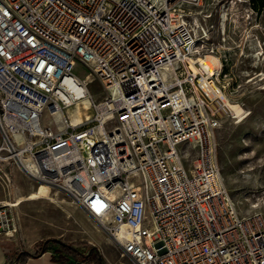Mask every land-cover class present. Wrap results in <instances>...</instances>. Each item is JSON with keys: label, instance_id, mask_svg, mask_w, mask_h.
I'll list each match as a JSON object with an SVG mask.
<instances>
[{"label": "built area", "instance_id": "1", "mask_svg": "<svg viewBox=\"0 0 264 264\" xmlns=\"http://www.w3.org/2000/svg\"><path fill=\"white\" fill-rule=\"evenodd\" d=\"M200 2L0 0V160L28 156L18 167L99 221L132 264H264V216L238 211L219 170L231 110L192 30L186 6ZM77 61L105 94L91 118L53 129L43 112L65 117L87 94ZM15 206L0 201V237L18 232Z\"/></svg>", "mask_w": 264, "mask_h": 264}, {"label": "rangeland", "instance_id": "2", "mask_svg": "<svg viewBox=\"0 0 264 264\" xmlns=\"http://www.w3.org/2000/svg\"><path fill=\"white\" fill-rule=\"evenodd\" d=\"M186 9L195 14L190 23L200 36L197 42L200 54L212 56L221 65L224 74L220 81L225 84L229 102H237L243 108L240 120L229 115L216 131L217 158L224 184L241 214L259 212L264 216V0H201ZM72 71L85 79L93 104L102 98L103 86L97 79L85 77L89 72L85 63L77 61ZM73 108L71 104L64 109L65 117H69ZM92 112L91 104L87 109L80 107L82 121ZM42 122L53 129L64 125L60 115H49L46 111ZM17 164L0 160V199L11 202L21 199L15 208L23 221L28 225L40 222L43 237L35 242V252L44 239L56 238L72 245L80 255L73 256L60 244L49 242L46 250L54 257L70 256L71 262L84 260L86 264H132L99 221L65 193L43 186L42 196L28 199L29 193L41 184ZM71 206H76L78 212H73ZM16 235H20L19 231ZM90 248H93L90 256L85 255Z\"/></svg>", "mask_w": 264, "mask_h": 264}, {"label": "crops", "instance_id": "3", "mask_svg": "<svg viewBox=\"0 0 264 264\" xmlns=\"http://www.w3.org/2000/svg\"><path fill=\"white\" fill-rule=\"evenodd\" d=\"M39 188L40 186L35 190L36 193L39 191ZM38 194L42 196L40 193ZM0 201L8 200L0 199ZM15 209L20 235L15 234L10 238L5 235L0 237V264H86L84 262H71L73 258L70 256H67L66 260L54 257L48 250L34 255L37 248L35 242L43 237V233L39 230L41 224L39 221H35L31 225H28L19 215L17 208ZM71 210L78 212L76 206H71Z\"/></svg>", "mask_w": 264, "mask_h": 264}, {"label": "bare ground", "instance_id": "4", "mask_svg": "<svg viewBox=\"0 0 264 264\" xmlns=\"http://www.w3.org/2000/svg\"><path fill=\"white\" fill-rule=\"evenodd\" d=\"M193 33L196 36L194 31H193ZM201 59L203 60V62L208 67H212V64L214 63V61L212 60V56H210V57L206 56L205 58L201 57ZM217 64H218V62H217ZM71 104H74V108L71 111H69V117H63L62 112H57V114H55V115H60L61 119L64 120V125L63 126H65V124H69V125L81 124L85 120H88L89 118H91V116L93 115V112H94V110H93V102L91 100V97L88 94H84L83 97H81L80 99L74 101ZM71 104H69V105H71ZM90 104H91V108L93 110L92 115L89 118H86L84 121H82L81 113H80V107H82L84 109H87V108H89ZM69 105H67V106H69ZM228 105H229V108L231 110V115L235 116L236 118L239 117L238 120H240L241 119L240 115H241V113L243 111L242 106L239 103H237V102H229V101H228ZM67 106H66V108H67ZM17 163H18L19 166H22V163H23V164L27 165L28 168H32V166H33L30 158L28 156H26V155L22 156L21 157V161L18 160ZM40 184H41V186L39 188V191L37 193H36V191L31 192L28 195V198L38 197L39 196L38 193H40L42 190H44L43 185L47 186V187H50L47 184H43V183H40ZM20 202H21V199H18L17 201H15V204L17 205Z\"/></svg>", "mask_w": 264, "mask_h": 264}, {"label": "trees", "instance_id": "5", "mask_svg": "<svg viewBox=\"0 0 264 264\" xmlns=\"http://www.w3.org/2000/svg\"><path fill=\"white\" fill-rule=\"evenodd\" d=\"M49 242H54V243H58L61 245V247L67 251L68 253L72 254L73 256H77V255H80V253L70 244L66 243V242H63L59 239H56V238H46L42 241V244L40 246V248L34 252V255H37L39 254L40 252H43L46 250V245L49 243ZM93 248H90V250L88 251L87 256H90L91 252H92ZM82 255V254H81ZM84 255V254H83ZM61 258V257H59ZM61 259H64L66 260V258H61ZM84 261V260H83ZM81 261V262H83ZM97 263H98V260H97ZM99 264V263H98Z\"/></svg>", "mask_w": 264, "mask_h": 264}]
</instances>
